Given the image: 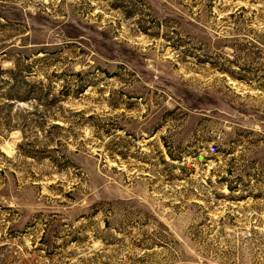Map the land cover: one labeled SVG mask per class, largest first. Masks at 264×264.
I'll return each mask as SVG.
<instances>
[{
  "label": "rangeland",
  "instance_id": "obj_1",
  "mask_svg": "<svg viewBox=\"0 0 264 264\" xmlns=\"http://www.w3.org/2000/svg\"><path fill=\"white\" fill-rule=\"evenodd\" d=\"M0 264H264V0H0Z\"/></svg>",
  "mask_w": 264,
  "mask_h": 264
}]
</instances>
